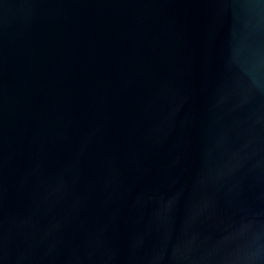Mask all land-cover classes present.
<instances>
[{
  "label": "water",
  "instance_id": "obj_1",
  "mask_svg": "<svg viewBox=\"0 0 264 264\" xmlns=\"http://www.w3.org/2000/svg\"><path fill=\"white\" fill-rule=\"evenodd\" d=\"M0 264H264V0H0Z\"/></svg>",
  "mask_w": 264,
  "mask_h": 264
}]
</instances>
